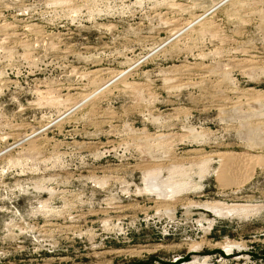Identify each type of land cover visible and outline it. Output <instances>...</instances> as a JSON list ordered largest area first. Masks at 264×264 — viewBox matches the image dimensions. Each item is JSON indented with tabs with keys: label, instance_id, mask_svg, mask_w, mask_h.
Listing matches in <instances>:
<instances>
[{
	"label": "rangeland",
	"instance_id": "1",
	"mask_svg": "<svg viewBox=\"0 0 264 264\" xmlns=\"http://www.w3.org/2000/svg\"><path fill=\"white\" fill-rule=\"evenodd\" d=\"M0 264H264V0H0Z\"/></svg>",
	"mask_w": 264,
	"mask_h": 264
},
{
	"label": "bare ground",
	"instance_id": "2",
	"mask_svg": "<svg viewBox=\"0 0 264 264\" xmlns=\"http://www.w3.org/2000/svg\"><path fill=\"white\" fill-rule=\"evenodd\" d=\"M172 26H173V28L176 29V27L178 25L175 21H173ZM126 70L127 69H123V70H119V71H111V70L108 71V73H110V75H109L110 77H109L108 81L110 82V81L114 80V78L122 75ZM108 83H106V84H108ZM104 87H105V83H104ZM87 97L88 96H85L80 101L85 100ZM46 128H48V127H46ZM44 130H43V132H44ZM40 133L41 132H39V131H32L30 134H24V135L20 134L21 135L20 138L23 141H29L32 145H34V142H36L38 139H40ZM217 154L222 159V163L220 164L221 167L217 171L219 174L220 182H221V184H224V185L225 184H232V183H234V184L241 183L244 179H246L245 177L250 175V171H251L253 163L257 162L256 156H254L251 153H242V152H238V151L228 150V151H221ZM244 165H246V166L243 168Z\"/></svg>",
	"mask_w": 264,
	"mask_h": 264
}]
</instances>
